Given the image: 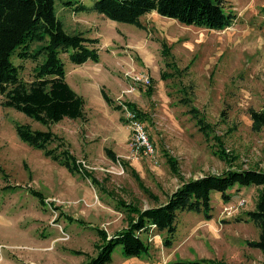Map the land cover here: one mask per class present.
<instances>
[{"label": "rangeland", "instance_id": "obj_1", "mask_svg": "<svg viewBox=\"0 0 264 264\" xmlns=\"http://www.w3.org/2000/svg\"><path fill=\"white\" fill-rule=\"evenodd\" d=\"M66 1L56 0L64 27L97 37L90 46L98 60L75 63L69 52L60 53L67 81L86 100L85 117L44 123L5 105L0 93V264H88L104 241L99 230L112 234L127 225L132 214L122 202L144 208L165 202L183 179L229 167L264 170V126L253 128L250 110L264 107V0H224L236 17L223 29L155 10L136 22L120 21L98 11L96 0ZM12 60L24 63V79L33 78L35 61ZM128 101L144 112L153 151L136 149L129 110L115 107ZM191 105L210 124L209 133ZM18 124L63 136L81 170L71 171L23 139ZM58 143L48 147L59 152ZM220 147L230 155L217 154ZM166 152L177 158L180 173ZM263 187L235 184L228 197L213 190L210 217L178 211L173 245L164 244L166 231L151 229L141 233L148 253L128 256L118 244L106 264L202 258L264 264V252L251 243L261 228L248 215Z\"/></svg>", "mask_w": 264, "mask_h": 264}, {"label": "trees", "instance_id": "obj_2", "mask_svg": "<svg viewBox=\"0 0 264 264\" xmlns=\"http://www.w3.org/2000/svg\"><path fill=\"white\" fill-rule=\"evenodd\" d=\"M66 3L72 5L73 1L68 0ZM95 8L120 21L136 22L142 14L155 10L188 24L214 29L231 25L236 17L235 12L225 6L224 0H96ZM96 41L97 37H87L82 32H70L64 27L57 15L56 0H0V93L4 96L3 103L44 123L58 121L65 116L85 117L86 100L67 81V71L60 53L69 52L75 63H82L89 58L98 60L96 48L90 46V43ZM12 56L36 62L31 80L21 76L24 63H15ZM104 96L108 103L114 105L110 95L104 93ZM190 100L188 96L181 99L189 104ZM124 104L133 110L139 119H144V112L133 102L115 104V107L124 110ZM199 110L195 105L189 108L197 118L201 130L209 133L210 124L199 115ZM250 110L253 128L262 129L264 107ZM17 130L23 139L44 148L48 155L59 160L71 171L81 170V160L71 152L63 136L52 130L34 129L28 124H18ZM217 139L220 145L223 144L220 137ZM54 140L59 142V152L56 148L48 147ZM107 152L118 159L113 149L107 148ZM216 153L221 157L230 155L224 147H220ZM166 155L172 169L180 173L177 158L169 152H166ZM253 183L264 185V170L256 167H229L222 172L183 179L165 202L156 205L140 208L135 204L122 202V208L127 214H132L127 225L112 234L100 229L99 233L104 241L98 246V254L88 264H106L112 261L113 251L118 244H122V251L128 256H142L148 253L149 243L141 233L151 229L166 231L164 244L171 246L177 231L179 210L203 211L210 217L213 190L220 191L223 197H228L227 189L235 184ZM248 215L261 228L260 238L251 243L264 252V187L256 207L250 210ZM210 262L230 264L210 258L178 259L170 264Z\"/></svg>", "mask_w": 264, "mask_h": 264}, {"label": "built area", "instance_id": "obj_3", "mask_svg": "<svg viewBox=\"0 0 264 264\" xmlns=\"http://www.w3.org/2000/svg\"><path fill=\"white\" fill-rule=\"evenodd\" d=\"M127 110H129V119L132 122V125L134 127V145L136 149L139 150H145L146 152L153 151L154 145L152 141L150 140L149 133L147 132L145 128V124L143 120L139 119L136 116V113L131 110L130 108L126 107Z\"/></svg>", "mask_w": 264, "mask_h": 264}]
</instances>
